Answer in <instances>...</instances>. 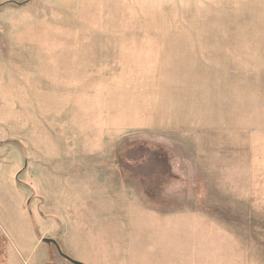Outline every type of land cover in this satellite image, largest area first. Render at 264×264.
Returning a JSON list of instances; mask_svg holds the SVG:
<instances>
[{
	"label": "rangeland",
	"instance_id": "374dc122",
	"mask_svg": "<svg viewBox=\"0 0 264 264\" xmlns=\"http://www.w3.org/2000/svg\"><path fill=\"white\" fill-rule=\"evenodd\" d=\"M16 191L85 264H264V0H0Z\"/></svg>",
	"mask_w": 264,
	"mask_h": 264
},
{
	"label": "crops",
	"instance_id": "0c3cea01",
	"mask_svg": "<svg viewBox=\"0 0 264 264\" xmlns=\"http://www.w3.org/2000/svg\"><path fill=\"white\" fill-rule=\"evenodd\" d=\"M28 209L21 204L19 191L12 193V207L0 206V264H54L57 260L40 241L41 233Z\"/></svg>",
	"mask_w": 264,
	"mask_h": 264
},
{
	"label": "water",
	"instance_id": "95a60500",
	"mask_svg": "<svg viewBox=\"0 0 264 264\" xmlns=\"http://www.w3.org/2000/svg\"><path fill=\"white\" fill-rule=\"evenodd\" d=\"M41 241L45 242V243H48V244L53 243L56 246V249H57L58 253L62 257H64L67 260H69L71 263H73V264H85L82 261L77 260V259L71 257L69 254H67L64 251H62V249L60 247V244L58 243V241L55 238H52V237H41Z\"/></svg>",
	"mask_w": 264,
	"mask_h": 264
}]
</instances>
